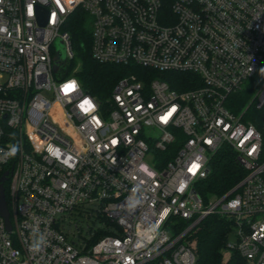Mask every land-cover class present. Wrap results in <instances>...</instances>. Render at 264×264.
<instances>
[{"label": "built area", "instance_id": "1", "mask_svg": "<svg viewBox=\"0 0 264 264\" xmlns=\"http://www.w3.org/2000/svg\"><path fill=\"white\" fill-rule=\"evenodd\" d=\"M79 13L96 62L196 80L175 90L129 74L105 101L89 95L64 71L73 59L67 26ZM57 39L65 58L53 71ZM258 72L264 0H0V177L7 172L11 226L0 216V264H196L189 238L213 214L235 238L221 249L223 264L231 252L240 264H264ZM222 147L244 176L204 200L199 183Z\"/></svg>", "mask_w": 264, "mask_h": 264}, {"label": "trees", "instance_id": "2", "mask_svg": "<svg viewBox=\"0 0 264 264\" xmlns=\"http://www.w3.org/2000/svg\"><path fill=\"white\" fill-rule=\"evenodd\" d=\"M88 18L79 13L70 20L67 30L73 52L72 61L64 66L65 75L73 74L80 82L84 92L100 101H105L119 79L129 74L138 78H161L170 88L185 90L191 87L196 78L190 73L164 72L142 68L135 65H115L99 63L90 54V34ZM250 94H243L241 101L246 103ZM251 113L254 111L251 110ZM251 121L259 128L256 116ZM244 176V170L237 165L233 152L227 147L219 149L209 162V173L198 186L199 194L207 200L220 197L233 188ZM7 201V184L4 185ZM8 202V201H7ZM231 234L230 221L217 214L203 218L190 236V242L196 255V264H223L221 249ZM242 259L236 253H230L226 264H240Z\"/></svg>", "mask_w": 264, "mask_h": 264}, {"label": "water", "instance_id": "3", "mask_svg": "<svg viewBox=\"0 0 264 264\" xmlns=\"http://www.w3.org/2000/svg\"><path fill=\"white\" fill-rule=\"evenodd\" d=\"M44 15H46V13L43 10L39 11L40 22ZM54 47L56 50H55V55L53 57V61H54L53 71H56L57 65L60 62H62L65 58V52H64L62 42L59 39H57L54 42ZM6 180H7V172H4L2 176L0 177V216L4 219L6 230L10 231L11 226H10V221H9V211H8L7 204L5 201V194H4V187H3Z\"/></svg>", "mask_w": 264, "mask_h": 264}, {"label": "clouds", "instance_id": "4", "mask_svg": "<svg viewBox=\"0 0 264 264\" xmlns=\"http://www.w3.org/2000/svg\"><path fill=\"white\" fill-rule=\"evenodd\" d=\"M18 146L13 145L10 150L6 153L7 157H14L18 151ZM158 233V228L155 231H149L142 239L140 247L147 246L148 243L156 239V235ZM45 243V238L42 234L36 236L31 244V248L33 251H39L41 246Z\"/></svg>", "mask_w": 264, "mask_h": 264}, {"label": "rangeland", "instance_id": "5", "mask_svg": "<svg viewBox=\"0 0 264 264\" xmlns=\"http://www.w3.org/2000/svg\"><path fill=\"white\" fill-rule=\"evenodd\" d=\"M254 80H255L258 84H261V82L264 81V77H262L261 73L258 72V74H256V75L254 76ZM229 240H230L231 242H234V240H235V238H234V236L232 235V233H231L230 236H229Z\"/></svg>", "mask_w": 264, "mask_h": 264}, {"label": "snow or ice", "instance_id": "6", "mask_svg": "<svg viewBox=\"0 0 264 264\" xmlns=\"http://www.w3.org/2000/svg\"><path fill=\"white\" fill-rule=\"evenodd\" d=\"M73 88H74V85H68V86H66L65 91H66V92H67V91H70V90H72ZM85 103H88V102L86 101ZM164 119H166V117H165ZM198 167H199L198 165L193 164V166H192V168L190 169V171L195 172V170H196Z\"/></svg>", "mask_w": 264, "mask_h": 264}]
</instances>
